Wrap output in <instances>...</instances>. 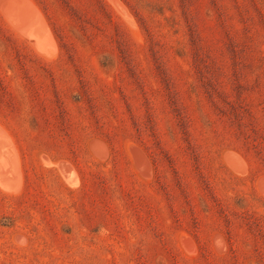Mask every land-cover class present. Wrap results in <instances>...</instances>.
Returning a JSON list of instances; mask_svg holds the SVG:
<instances>
[{
  "label": "rangeland",
  "instance_id": "374dc122",
  "mask_svg": "<svg viewBox=\"0 0 264 264\" xmlns=\"http://www.w3.org/2000/svg\"><path fill=\"white\" fill-rule=\"evenodd\" d=\"M0 264H264V0H0Z\"/></svg>",
  "mask_w": 264,
  "mask_h": 264
},
{
  "label": "bare ground",
  "instance_id": "6f19581e",
  "mask_svg": "<svg viewBox=\"0 0 264 264\" xmlns=\"http://www.w3.org/2000/svg\"><path fill=\"white\" fill-rule=\"evenodd\" d=\"M37 46V45H36ZM99 150V149H98ZM97 151V150H96ZM99 152V151H98ZM101 152V151H100ZM102 153V152H101ZM240 160V159H239ZM234 161H236V160H234ZM232 162V161H231ZM240 162V161H239ZM235 163V162H234ZM233 164V163H232ZM241 164H242V161H241ZM244 165V164H243ZM237 167V166H236ZM68 170H69V168H67ZM66 169V170H67ZM145 171V170H144ZM67 175H68V173H67ZM71 176V175H70ZM67 177V176H66Z\"/></svg>",
  "mask_w": 264,
  "mask_h": 264
}]
</instances>
